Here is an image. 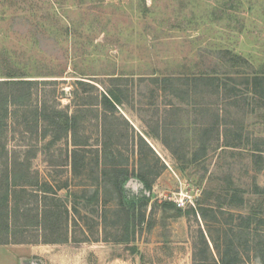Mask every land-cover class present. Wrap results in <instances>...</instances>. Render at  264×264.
<instances>
[{
    "label": "rangeland",
    "instance_id": "obj_1",
    "mask_svg": "<svg viewBox=\"0 0 264 264\" xmlns=\"http://www.w3.org/2000/svg\"><path fill=\"white\" fill-rule=\"evenodd\" d=\"M204 76L238 87L240 96L247 94L248 81L264 77V0H0V81H40L29 113L11 108L17 115L0 128V152L6 145L10 154L24 159L25 152L38 145L32 169L41 182L52 184L70 213L68 241L45 244L33 230L30 240L39 243L0 245V264H199L193 257L202 249V232L210 244L207 264H215L219 254L209 231L222 241L230 226L239 224V215L256 208L264 216V194L258 193L264 191V155L257 159L252 151L255 139L264 138V98L251 97L249 105L235 107L234 99L207 96L206 101L216 104L215 112L242 129V139L226 133V139L200 156L202 116L193 104L201 97L194 94V81ZM110 78H124L125 95L116 114L122 127L121 163L130 172L150 166L159 173L143 211L149 222L137 227L128 242L113 237L105 242L103 231L97 233L99 217L91 210L112 209L115 202L103 204L102 195L99 205L92 202L86 209L81 197L87 189L90 195L95 191L100 173L96 150L105 140L96 118L102 109L85 104L97 96L94 86L99 93L113 88ZM164 78H184L186 104L154 83ZM45 100L61 110L69 106V114L78 117L79 137L88 142L81 151L79 173L72 167L71 140L52 145L51 137L38 142L35 129L33 134L27 131L32 130L31 105ZM158 123L163 139L146 137L152 147L144 138L155 155L148 149L142 152L134 135L148 134ZM225 140L238 147H225ZM7 178L0 159V205L8 184L14 185V177ZM142 190L143 184L130 178L124 184V200L138 206ZM234 192L238 196L229 201ZM198 199L219 210L218 223L187 213ZM75 203L78 215L72 209ZM257 234L264 235V226L254 224L250 235L242 234L250 244L241 252L248 264H260L254 251ZM85 236L89 242H75ZM98 236L99 242L91 241Z\"/></svg>",
    "mask_w": 264,
    "mask_h": 264
},
{
    "label": "trees",
    "instance_id": "obj_2",
    "mask_svg": "<svg viewBox=\"0 0 264 264\" xmlns=\"http://www.w3.org/2000/svg\"><path fill=\"white\" fill-rule=\"evenodd\" d=\"M8 78L10 80L0 81V128L7 125L9 118L17 115L16 111H11L12 107L24 109L25 113L26 109L29 113L30 107L28 108V106L33 104L34 92L38 90V84H40V81L23 80L17 77ZM110 79L114 83L113 88L105 89L104 93H99L98 88L92 86L98 94L92 98V104H85L91 105L96 109H102V113H99V111L96 113V118L102 125V135L105 140L102 148L96 150V166L100 169V173L95 178V191L90 195L88 192L89 189H87L81 197L86 200V209L91 206L92 202L99 205L102 195L105 197L103 204L106 205L108 202H115L116 205L112 209L105 206L102 212L99 208L98 210H91L93 215L99 217L98 223H96L97 233L99 235V230L103 231L104 238L102 240L105 242L110 241V237H113V241L115 242H128L132 234H135L137 227L147 225V216L143 212L150 202L147 193L151 191L159 173L155 172L150 166H142L139 171L130 172L121 163L118 148L120 142L118 139L122 138V127L117 123L120 118L116 114L118 113V107L123 104L122 97L125 95V90H123L121 83L124 82V78ZM183 79H155L154 83L172 98L186 104L188 101L187 97H189V89L186 88L187 84L183 83ZM194 82L198 90H195L194 94L197 97H201V99L199 98L193 104L202 116L200 125V156H206L214 142L220 141L222 137L226 139V133H233V135L235 133L236 141L240 142L242 139V129H237L235 122L225 117L222 118L219 112H215L216 104L211 101H206L207 96L219 97L223 95L226 100L234 99L235 101L232 102V105L235 107L241 102L249 105L251 97L264 98V77L255 76L252 84L248 81V92L242 96L239 94L238 87L223 84L216 77L204 76L201 79H196ZM42 83L46 84V82ZM78 84L81 86H89V83L84 81H78ZM204 87H208L211 90H205ZM228 88H230V91ZM251 94L253 96H250ZM241 98L242 100H239ZM169 105L173 108L175 107L171 103ZM31 108L32 110L30 112L33 114L32 130L27 131L33 134L35 129L37 134L36 141L38 142L41 139L51 137L52 145L58 141L68 142L71 140L74 147L71 153L72 167L77 173L79 168L82 167L80 160L82 158L81 151L83 149L86 150V147H88L87 139L82 140L79 137L80 133L77 129L79 120L77 115L69 114V106L61 110L56 105L50 104L48 100L37 102L36 105H31ZM122 119L129 126L130 130L135 132L129 122L124 118ZM27 120L28 117L25 118L26 122ZM144 136L162 140L163 133L161 134L160 131V123H158L155 130H151L148 134H144ZM135 138L138 140V146L142 152L144 149H148L151 154L155 155V152L143 136L135 134ZM255 141L257 143L252 148L254 156L257 159H263L261 156L264 155V138H256ZM164 143L170 148L167 142ZM224 146L238 147L231 145L227 140L224 141ZM39 152L40 148L38 145L31 147L25 152L24 159H21L20 155L18 156L17 153L10 154L6 150V145H2L0 159L3 161L4 174L8 178L9 176L14 177V185L10 188L8 184V191L3 195V204L0 205V245L38 244L39 240H30L31 236L29 234L33 230H37L35 231V236L43 238V243L45 244H58L69 240L67 230L70 213L68 207L63 204L61 198H57V193H54L52 184L46 181L41 182L39 173L32 169L33 160ZM8 178L7 180H9ZM130 178H135L143 184L141 195L138 196V206L134 202L129 204L124 200V184ZM258 191L260 190L258 189ZM258 193L264 194V191ZM51 194H54L56 199L50 198ZM109 195L111 198H108ZM237 196V192H234L229 201ZM10 198L12 199L11 202ZM33 201L34 204L32 205ZM77 207L78 204L75 203L72 209L78 215L80 214V210ZM218 211L213 204H206L198 199L196 208L190 207L187 213L194 216L200 215L206 223H209V217H213L216 223H218ZM261 214V210L255 208L247 216L239 215V224L233 226L230 224L231 228L225 232L226 236H228L222 241L215 239L211 231H209L211 242L219 254V259L215 264H248L241 252L244 247L246 249L250 244L248 240H242L243 235H250V230L254 224L257 227L264 226V216H260ZM89 241L90 238L87 236L82 240H75V242L83 243ZM91 241L99 242V236L93 240L91 239ZM201 245L202 249L199 252L197 249L195 250L193 260L199 264H207L210 260V244L203 232ZM254 251L256 253L255 258L260 264H264V235L260 236L257 234Z\"/></svg>",
    "mask_w": 264,
    "mask_h": 264
},
{
    "label": "crops",
    "instance_id": "obj_3",
    "mask_svg": "<svg viewBox=\"0 0 264 264\" xmlns=\"http://www.w3.org/2000/svg\"><path fill=\"white\" fill-rule=\"evenodd\" d=\"M143 135V134H142ZM144 136V135H143ZM145 137V136H144ZM146 138V137H145ZM147 139V138H146ZM148 140V139H147ZM148 142L152 145V143L148 140ZM152 147H153V145H152Z\"/></svg>",
    "mask_w": 264,
    "mask_h": 264
},
{
    "label": "water",
    "instance_id": "obj_4",
    "mask_svg": "<svg viewBox=\"0 0 264 264\" xmlns=\"http://www.w3.org/2000/svg\"><path fill=\"white\" fill-rule=\"evenodd\" d=\"M144 137V136H143ZM145 138V137H144ZM146 139V138H145Z\"/></svg>",
    "mask_w": 264,
    "mask_h": 264
}]
</instances>
